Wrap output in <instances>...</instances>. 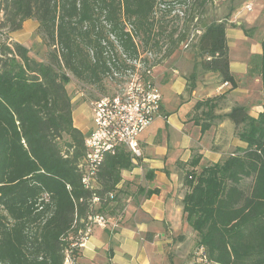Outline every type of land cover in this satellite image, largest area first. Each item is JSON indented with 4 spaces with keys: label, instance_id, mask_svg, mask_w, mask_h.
Segmentation results:
<instances>
[{
    "label": "trees",
    "instance_id": "trees-1",
    "mask_svg": "<svg viewBox=\"0 0 264 264\" xmlns=\"http://www.w3.org/2000/svg\"><path fill=\"white\" fill-rule=\"evenodd\" d=\"M161 3L0 0V32H18L34 20L47 48L46 60L37 61L25 46L0 42V264H62L67 236L83 230L90 214L111 208L115 194L108 195L134 164L123 148L106 155L96 188H84L79 169L84 134L73 125L68 75L101 86L113 70L132 68L125 59L139 56L134 35L139 33L147 47L152 16ZM260 46L263 112L253 118L236 106L226 115L235 127L242 126L238 138L245 147L199 173V155L182 168V185L188 188L183 213L212 264H264V37ZM197 49L200 69L235 89L225 23L206 26ZM222 98L195 104L194 111L207 119L201 123L193 117L202 133ZM243 179H250V186L243 187Z\"/></svg>",
    "mask_w": 264,
    "mask_h": 264
},
{
    "label": "crops",
    "instance_id": "crops-1",
    "mask_svg": "<svg viewBox=\"0 0 264 264\" xmlns=\"http://www.w3.org/2000/svg\"><path fill=\"white\" fill-rule=\"evenodd\" d=\"M176 66L152 70V80L161 92V115L139 136L142 157L134 161L133 168L122 172L117 186L134 187L141 180L144 183L139 192L143 196L139 203H110L111 208L101 210L111 222L92 228L77 264H193L189 253L197 234L183 213L186 187L180 173L183 164L195 155L201 157L195 170L233 155V123L226 117L233 108V89L214 73H198L196 78L193 74L189 84V65ZM229 69L235 74L231 57ZM221 96L210 128L202 133L200 125L189 121L195 104ZM195 113H199L201 123L207 121L200 115L201 110ZM72 119L75 128L84 135L88 133L90 118L86 123L73 112ZM152 190L157 192L147 197L146 193ZM116 217L118 225L113 227Z\"/></svg>",
    "mask_w": 264,
    "mask_h": 264
},
{
    "label": "rangeland",
    "instance_id": "rangeland-1",
    "mask_svg": "<svg viewBox=\"0 0 264 264\" xmlns=\"http://www.w3.org/2000/svg\"><path fill=\"white\" fill-rule=\"evenodd\" d=\"M247 3L252 4V12L243 10ZM220 22L225 23V28L228 29V41L227 39L226 41L229 44V58L233 59L236 70L233 74L237 84L233 89V107H244L248 115L257 118L263 112L259 58L260 43L264 37V2L262 0H163V3L156 6L152 16L151 41L147 47L140 42L139 33L134 35L139 56L135 60L125 59L126 64L132 68L113 70L111 74L103 78L101 86L83 84L68 75L70 81L66 85V90L70 97L72 114L74 112V116H79L87 123L90 118L91 102L121 93L131 81L133 74L140 76L146 69L152 72L158 66L175 67V65L186 68L188 64L190 72L187 77L191 84V75L194 74L196 78L198 73L203 72L198 65L200 61L197 49L198 38L206 26ZM36 27V21L30 20L25 22L18 32L10 34L0 32V42H17L29 50L31 58L45 61L47 48L36 33ZM126 29L129 30L130 27L127 26ZM190 65H193L192 69ZM162 92L164 95V91ZM159 93L161 94L160 90ZM198 116L199 113L192 112L189 121ZM241 129L242 126L233 125V153L236 149L245 147L238 138ZM209 165L212 164L206 166ZM195 172L199 173L200 170ZM182 176L183 172L180 173L181 180ZM143 183L137 180L134 187L123 184L115 191V198L110 203H127V201L139 203L143 196L139 189L142 188ZM250 183V179H243L241 182L243 187L250 186ZM185 189L187 192L188 188ZM100 213L105 216L102 212ZM197 242L198 236L196 244L192 250L190 249L189 261L192 260L193 264H202L197 260L201 257L198 252L201 247ZM208 264L212 263L208 262Z\"/></svg>",
    "mask_w": 264,
    "mask_h": 264
},
{
    "label": "built area",
    "instance_id": "built-area-1",
    "mask_svg": "<svg viewBox=\"0 0 264 264\" xmlns=\"http://www.w3.org/2000/svg\"><path fill=\"white\" fill-rule=\"evenodd\" d=\"M245 12H252L250 3L244 5ZM161 94L152 80V72L146 69L140 76L133 74L131 81L119 94L102 97L90 104L91 128L84 135L85 156L79 166L81 182L84 188H96V174L106 155H114L119 149L127 151L132 162L142 157L139 136L160 116ZM45 198L47 195L44 196ZM114 193L108 198L112 199ZM98 202L93 198L92 204ZM111 219L92 213L87 216L84 229L76 235H68L63 250L62 264H77L81 249L91 234L94 226L105 227ZM117 227L118 219L112 220ZM202 264H208L203 248L199 249Z\"/></svg>",
    "mask_w": 264,
    "mask_h": 264
}]
</instances>
